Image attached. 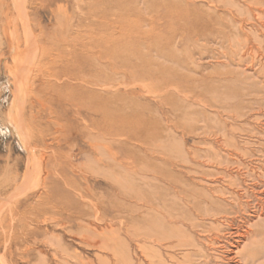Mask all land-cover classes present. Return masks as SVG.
<instances>
[{"label": "rangeland", "instance_id": "374dc122", "mask_svg": "<svg viewBox=\"0 0 264 264\" xmlns=\"http://www.w3.org/2000/svg\"><path fill=\"white\" fill-rule=\"evenodd\" d=\"M21 1L0 264H264V0Z\"/></svg>", "mask_w": 264, "mask_h": 264}, {"label": "bare ground", "instance_id": "6f19581e", "mask_svg": "<svg viewBox=\"0 0 264 264\" xmlns=\"http://www.w3.org/2000/svg\"><path fill=\"white\" fill-rule=\"evenodd\" d=\"M22 1H23V0H22ZM22 1H21V2H22ZM21 5H22V4H21ZM21 8H22V7H21ZM17 13H18V12H17ZM20 14H21V13H20ZM21 16H22V15H21ZM263 20H264V19H263ZM28 24H29V23H28ZM27 35H28V34H27ZM28 37H29V36H28ZM24 38H25V36H24ZM26 38H27V37H26ZM30 39H31V36L29 37V41H30ZM13 40H14V39H13ZM31 41H32V43H33V40H31ZM34 42H35V41H34ZM29 44H30V42L28 43V45H29ZM30 45H31V44H30ZM28 47H29V46H28ZM29 49H30V48H29ZM27 50H28V49H27ZM27 50H26V51H27ZM30 52H32V51H30ZM26 54H27V53H26ZM33 55H34V54H33ZM33 55H32V56H33ZM18 59H19V58H18ZM29 62H30V61H29ZM32 62L34 63V61H32ZM20 78H21V76H20ZM20 78H19V79H20ZM18 82H19V81H18ZM18 82H16V83L18 84ZM16 83H15V84H16ZM13 93H14V92H13ZM11 103H13V102H11ZM18 107H19V106H18ZM22 108H23V107H22ZM19 110H20V109H19ZM21 119H22V118H21ZM22 129H23V128H22ZM22 129H21V130H22ZM23 130H24V129H23ZM20 133H21V132H20ZM23 134H24V133H23ZM25 134H26V133H25ZM26 137H27V136H26ZM23 141H25V140H23ZM28 143H29V142H28ZM26 148H27V147H26ZM27 151H28V149H27ZM31 151H32V150H31ZM42 152H43V151H42ZM32 153H33V152H32ZM33 155H34V154H33ZM42 155H43V154H42ZM39 156H40V155H39ZM35 158H36V157H35ZM32 170H33V169H32ZM27 173H28V171H27ZM30 176H31V175H30ZM34 178H35V177H34ZM27 179H28V178H27ZM23 181H25V180H23ZM256 185H257V184H256ZM257 186H258V185H257ZM24 187H25V186H24ZM25 188H26V187H25ZM25 188H24V189H25ZM254 188L256 189V187H254ZM257 188H258V187H257ZM234 190H235V189H234ZM253 191H255V190H253ZM242 192H243V191H242ZM15 193H16V192H15ZM246 193H247V191H246ZM255 194H256V193H255ZM17 196H19V195H17ZM14 197H15V196H14ZM245 197H246V196H245ZM8 199H9V198H8ZM7 201H8V200H7ZM12 201H13V198H12ZM262 201H263V200H262ZM4 202H5V200H4ZM10 202H11V200H10ZM10 202H9V204H10ZM6 203H8V202H6ZM6 203H5V204H6ZM3 207H4V206H3ZM0 210H1V209H0ZM1 212H3V211H1ZM97 214H98V213H97ZM241 214H242V213H241ZM258 215H259V214H258ZM208 217H209V216H208ZM231 219H232V217H231ZM229 221H230V220H229ZM233 222H234V221H233ZM247 222H248V221H247ZM247 222H246V223H247ZM237 227H238V226H237ZM232 228H233V227H232ZM236 231H237V230H236ZM240 231H241V230H240ZM247 231H249V230H247ZM231 233H232V232H231ZM235 233H236V232H235ZM249 233H250V232H249ZM232 235H234V234H231V236H232ZM236 235H237V234H236ZM240 235H241V234H240ZM237 236H238V235H237ZM243 236H245V235H243ZM258 236H259V235H258ZM151 239H152V238H151ZM239 239H241V238H239ZM239 239H238V240H239ZM192 245H193V244H192ZM210 245H211V244H210ZM4 246H5V245H4ZM178 246H179V247H185V245H184L183 242H179ZM220 248H221V246H220ZM230 251H231V250H230ZM196 257H197V256H196ZM199 257H200V256H199ZM197 258H198V257H197ZM230 258H231V257H230ZM230 258H229V259H230ZM189 261L191 262L192 259H189ZM2 262H3V261H2ZM244 262H245V261H244Z\"/></svg>", "mask_w": 264, "mask_h": 264}]
</instances>
